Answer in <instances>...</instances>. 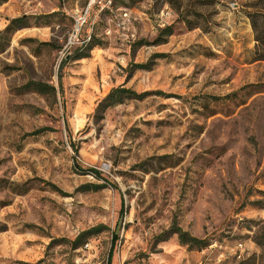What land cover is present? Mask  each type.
<instances>
[{
    "label": "rangeland",
    "instance_id": "1",
    "mask_svg": "<svg viewBox=\"0 0 264 264\" xmlns=\"http://www.w3.org/2000/svg\"><path fill=\"white\" fill-rule=\"evenodd\" d=\"M188 1L204 28L176 23L152 45L158 12L176 17L168 0H112L90 43L63 55L72 14L87 0L0 4V30L12 17L27 21L0 51V264H105L113 235L110 264H264V59L252 60V31L235 2ZM152 53L165 56L130 69ZM27 79L53 85L54 96L17 93ZM118 85L160 92L93 122L96 102ZM172 223L205 245L179 243ZM97 224L106 228L75 248L52 242Z\"/></svg>",
    "mask_w": 264,
    "mask_h": 264
},
{
    "label": "trees",
    "instance_id": "2",
    "mask_svg": "<svg viewBox=\"0 0 264 264\" xmlns=\"http://www.w3.org/2000/svg\"><path fill=\"white\" fill-rule=\"evenodd\" d=\"M5 1L6 0H0V4ZM231 1L235 2L238 8L243 12L245 17L248 19V23L252 31V37H253L252 39L254 41L253 50H252V60L253 61L263 60L264 59V0H231ZM217 2H220V0H196L195 2H193V4L197 3L196 6L207 7V6H212ZM168 3L170 7L175 11L176 17L173 21L165 24L164 26L158 29V33L156 34V36L149 42L152 45H157L166 42L167 37L173 34L174 31L176 30V23H181V25L186 30H190L197 27L204 28L203 25H201V21H198V19H196V17H199L201 15V12L197 9L187 10L189 9L188 0H168ZM113 8H114V3H113ZM122 9H127V8L122 7L120 10ZM192 15L193 16L195 15V18H191L190 16ZM25 26H27L26 15H20L10 18L8 22L5 24V26L0 30V39L2 40L0 41V51L3 50V48L7 45L11 34L17 29H20ZM91 40L92 39L90 37L89 41L87 42L90 43ZM48 43L49 42L46 41L39 42V44H45V45H47ZM85 56L87 55L79 53V54H75L74 58H82ZM163 56H165V53H152L150 57L143 63H131L130 69L131 70L150 69V67L154 63V59ZM69 58L70 57L62 58L58 65L57 91L59 94L62 91L60 68H62L65 61ZM13 68H14L13 66L4 65L3 67H1V70L4 69L10 70ZM15 90L17 93L33 91L41 95H47L52 97L55 94V88L53 85L40 80H32V79H27L24 83L15 87ZM151 92L159 93L160 91L136 92L131 88L120 85L112 87L103 97H101L96 102L93 111L90 114L92 121L93 122L100 121L103 118L104 111L111 106L120 104L123 101L129 99H142ZM68 134L70 135V133ZM68 140L72 150L76 153L77 147L72 141H70V136ZM73 162L74 164L77 165L76 159L73 158ZM77 168L80 169L81 171H86L93 174L96 177L102 178L101 173L93 167L82 168L79 165H77ZM107 183L111 187L115 188V184L111 182H107ZM15 188H16V193H22L26 190L27 187L23 182L21 184L15 185ZM122 211H123V202L121 200L118 211L119 216L121 215ZM103 228L106 227L102 224H97L95 226L80 231L71 240L60 238V239H54V241L52 242L58 240H64L65 242H68L73 248H75L79 246L81 243H83L90 234L96 233ZM1 230H3V226H0V231ZM170 230L172 233L176 234L177 239L181 244H187L188 246H193V247H202L205 245V241L203 239H198L196 237L189 235L187 232L181 230L180 227H178L175 223L171 224ZM115 239H116V235H113L110 240V246L107 251L105 264H110V259L112 256ZM38 262L40 261H37L34 264H37Z\"/></svg>",
    "mask_w": 264,
    "mask_h": 264
},
{
    "label": "built area",
    "instance_id": "3",
    "mask_svg": "<svg viewBox=\"0 0 264 264\" xmlns=\"http://www.w3.org/2000/svg\"><path fill=\"white\" fill-rule=\"evenodd\" d=\"M112 12V0H87L84 7L72 14V23L65 37V41L62 44L61 54L67 53L73 46H79L89 41L92 27L100 14H111ZM115 16L120 18L116 26L120 29H124L125 21H128L129 18L128 10H119L116 12ZM169 17V10L167 8L161 9L157 14L156 25L158 27L164 26L168 23ZM110 31V28L107 27L104 32L108 34ZM121 34L123 35V39L128 36L125 32Z\"/></svg>",
    "mask_w": 264,
    "mask_h": 264
}]
</instances>
